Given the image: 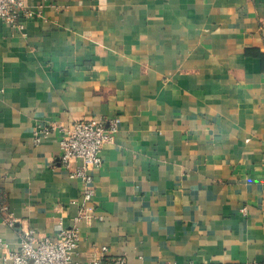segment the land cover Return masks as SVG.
Listing matches in <instances>:
<instances>
[{
    "label": "crops",
    "instance_id": "obj_1",
    "mask_svg": "<svg viewBox=\"0 0 264 264\" xmlns=\"http://www.w3.org/2000/svg\"><path fill=\"white\" fill-rule=\"evenodd\" d=\"M23 3L22 31L0 20V241L71 226L58 140L118 118L72 263L264 264V0Z\"/></svg>",
    "mask_w": 264,
    "mask_h": 264
},
{
    "label": "built area",
    "instance_id": "obj_2",
    "mask_svg": "<svg viewBox=\"0 0 264 264\" xmlns=\"http://www.w3.org/2000/svg\"><path fill=\"white\" fill-rule=\"evenodd\" d=\"M34 16L33 12L25 9L23 0H0V20L15 30L22 31L25 21L31 20ZM118 124V118L107 121L89 118L63 129L58 140L61 164L69 171L70 178L79 179L84 184L78 214L70 227L57 225L53 237L38 238L33 229H22L19 233L17 251H10L7 245L0 241V259L5 264H73L72 256L80 242L78 223L95 217L91 206L94 192L90 170L100 166L101 149L104 144L112 141ZM41 133L47 135L49 128H44ZM35 141L38 143L39 138L36 137ZM0 213H9L1 190ZM5 223L8 227H13L14 220L8 216ZM111 264H124V260L117 258Z\"/></svg>",
    "mask_w": 264,
    "mask_h": 264
}]
</instances>
